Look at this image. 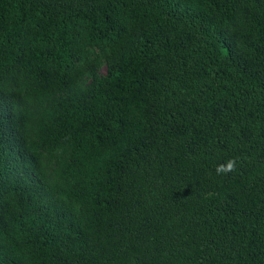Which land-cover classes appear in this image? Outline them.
Segmentation results:
<instances>
[{
    "label": "trees",
    "instance_id": "1",
    "mask_svg": "<svg viewBox=\"0 0 264 264\" xmlns=\"http://www.w3.org/2000/svg\"><path fill=\"white\" fill-rule=\"evenodd\" d=\"M0 264H264V0H0Z\"/></svg>",
    "mask_w": 264,
    "mask_h": 264
},
{
    "label": "clouds",
    "instance_id": "2",
    "mask_svg": "<svg viewBox=\"0 0 264 264\" xmlns=\"http://www.w3.org/2000/svg\"><path fill=\"white\" fill-rule=\"evenodd\" d=\"M235 160H230L227 162V165L225 166L224 164L218 165L216 168V172L218 175L221 174H227L228 172L234 171L235 170Z\"/></svg>",
    "mask_w": 264,
    "mask_h": 264
},
{
    "label": "rangeland",
    "instance_id": "3",
    "mask_svg": "<svg viewBox=\"0 0 264 264\" xmlns=\"http://www.w3.org/2000/svg\"><path fill=\"white\" fill-rule=\"evenodd\" d=\"M100 71H104V66H102V67L100 68Z\"/></svg>",
    "mask_w": 264,
    "mask_h": 264
}]
</instances>
